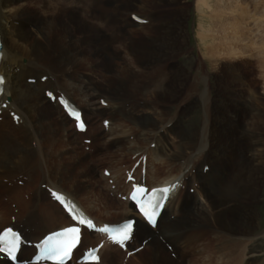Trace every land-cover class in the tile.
Returning a JSON list of instances; mask_svg holds the SVG:
<instances>
[{"label": "bare ground", "instance_id": "obj_1", "mask_svg": "<svg viewBox=\"0 0 264 264\" xmlns=\"http://www.w3.org/2000/svg\"><path fill=\"white\" fill-rule=\"evenodd\" d=\"M229 1L233 0H194L192 4L188 0H164L163 11H157L152 0H0V73L4 75L0 105L8 100L0 113V179L10 182L18 173L26 172L31 177L37 172L40 179L50 182L47 186L54 185V189L81 204L75 194L78 182L72 180L65 190L56 187L55 182L62 183L66 175L64 167L55 166L53 156L77 144L78 136L91 133L88 119L94 123L96 119L106 121L105 126L101 123L94 127L99 142L96 150L102 156L116 153V163L130 156L127 163L132 165L113 166L114 174L108 177L113 183L104 181L103 188L114 196L125 194L130 186L125 182L126 170L143 156L147 185L178 183L153 228L137 216L126 200L118 201L120 221H104L119 223L129 218V212L135 213L132 238L126 244L132 257L141 261V256L142 264L247 263L244 256L255 251V241L259 239L255 237L259 226L256 204L264 185V142L259 134L246 130L242 118L245 101L239 88L232 82L227 84L224 74L204 70L200 58L192 59V48L185 47L187 9L193 5L199 18L197 36L203 44L213 45L219 38L235 42L245 38V47L236 49V53L244 55V48L251 44L249 39L245 41L248 37L243 32L245 13L239 9L236 14ZM162 12L165 18L160 19ZM169 24L177 28L176 34L183 41L181 51H176L175 41L168 43V37L165 40L169 31L161 29ZM133 25L137 27L130 28ZM228 46L231 53L235 51L233 43ZM206 53L213 56L216 51L207 46ZM175 54L187 61L169 62L168 58ZM233 72L242 78L241 71ZM210 75L215 77L214 91L207 84ZM29 78L34 82H28ZM46 90L60 91L56 95H66L82 110L87 124L84 132L75 130L74 122L57 101L45 96ZM101 97L105 106L100 104ZM198 103L203 115L197 123H191L188 112ZM13 114L17 115L16 121ZM71 123L70 135L58 134ZM130 134L134 135L132 140ZM168 134L172 139L167 138ZM151 143H155L153 148ZM170 164H174L172 168ZM83 166L87 172L93 168L91 161ZM141 166L139 162L137 181ZM163 170L166 174L156 177ZM10 184L6 187L0 183L10 204L0 205V229L9 226L5 222L10 212V221L14 215L11 226L32 242L72 224L40 185L26 202L22 200L26 195L21 199L16 194L19 186ZM190 187L194 188L191 193ZM105 197L97 200L105 204L109 202ZM81 205L99 224H104L86 205ZM57 222L58 226L49 228ZM83 232L80 244L87 242L85 247L103 239L97 233ZM92 237L96 241L89 244ZM140 240H144L147 253H142L144 246L128 248L131 242ZM165 243L171 244L173 257ZM222 243L234 248V253L230 247L226 251L229 257H220L222 248L216 246ZM111 248L114 255L110 254ZM119 250L105 241L98 263L115 264ZM33 251V247L23 246L21 255L29 258ZM0 264L10 263L0 255Z\"/></svg>", "mask_w": 264, "mask_h": 264}, {"label": "rangeland", "instance_id": "obj_2", "mask_svg": "<svg viewBox=\"0 0 264 264\" xmlns=\"http://www.w3.org/2000/svg\"><path fill=\"white\" fill-rule=\"evenodd\" d=\"M181 1H184V0H181ZM188 2L192 4L194 2V0H188ZM229 3H230V6H232L234 9L237 10L236 14L240 12L239 9H241L243 11L242 14L245 13L243 21L246 24V27L244 26L243 32H245V34H247V37H248V38H246L245 41L247 42V39H249V42L251 44H249V46L247 48H244V53H243L244 55H242L240 53L239 54L236 53V49H237V47H239V48L245 47L244 43H243L245 38H243V41L238 40L236 42L233 40L229 41V40L219 38V39H217V41L213 45L210 44V42H208L206 45L203 44L197 36V32L199 30V25H198L199 24V18H198V15L196 14V12L194 11L193 5L187 9L186 30H187V35H188V42L186 43L185 47H189V49L192 48L193 54H194L192 56V59H194V58L196 59V57H197V59L200 58L201 64H202V67L204 68V70H206V71L209 70L208 72H210V73H214V71H216L217 73L224 74L226 77V83L227 84L232 82L233 84H235V86H237L239 88V90H240L239 94L242 95V99H243L242 101H245L242 109L244 110L246 115L244 114V116H242V118H244L243 122L246 126V130L247 131H254L255 132L254 134H259L261 136L263 142H264V0H233V1H229ZM232 3H235V4H232ZM152 5H155L154 7H155V9H157V11H160V10L163 11L164 0H152ZM234 6H236V7H234ZM157 7H159V8H157ZM163 15H164L163 12H162V14L160 13L159 18L160 17L165 18V15L164 16ZM135 27H137V25L130 26V28H135ZM29 30H31V28H29ZM161 30L164 33L166 30L169 31L168 34L165 33L166 34L165 40L168 37V43L175 41L176 45H178L177 46L178 48L176 49V51L177 50L181 51L184 48L183 46H181L183 41L179 40V35L176 34L177 33L176 27H173L169 24L168 27L165 26ZM227 35H228V33L226 34V36ZM168 43L165 41V44H168ZM231 43H233V47H236V48H234L235 51L232 53L230 51L231 49L228 46V44L231 45ZM207 46L213 47L216 51V54H214L213 56H211L210 54L207 55V53H206V47ZM165 54L166 53L164 52V55ZM184 55H186V54H183V56ZM174 59H175V61L181 62V63H185L187 61V59H185L184 57H182L179 54H175V55L171 56L170 58H168V61L173 63L172 60H174ZM233 71H241V74H243L242 78L238 79L239 75H236ZM67 73H70V71H68ZM206 80H207V84L211 87V90L214 91V88L216 86L214 75H212V76L210 75L209 78H207ZM58 92H60V91H58V90L54 91L55 94ZM44 93H45V91H44ZM102 99L103 98L101 97V99H99V100H102ZM95 102H96V100H95ZM182 106L184 107V105H182ZM201 115H203V109H202L201 104L198 103V105H196V107H193L188 112V116L190 118L189 121H191V123H197L200 120ZM9 116H11V113H9ZM248 121H249V123H248ZM87 123H88V125H91V133L88 132V133H85V134L78 136L77 144H75L72 147L67 146L69 148L66 147V149L61 150L57 154H54L53 160H54L55 166L58 168L64 167L65 168V175H66L65 179L61 180L62 183L61 182L60 183L55 182V185L57 184L56 187H59V188L65 190L68 188V184L72 180H75L76 183L78 182V184H80L79 187L76 186L75 194L77 195L78 199L81 201V204L86 205L89 208L91 214L98 216L103 221V223L106 220H108V221L117 220V222H118V221H120V218H121L119 216L117 217V209L120 208V204L118 203V201L121 202L124 200H122L118 196L120 194V192L118 194H115V196H114V194L111 193V191L109 192V190L107 191L106 188L102 187V183L104 184V181L106 183H108L109 185L111 183H113V179L108 178L109 174L111 172H113L112 175L114 174V171L112 169L113 166H115V169L118 166H120L121 168H124V165H127V166L130 165L131 166L132 162L130 164L127 163V160H128V162L130 161L128 159L130 156H127V159H123L122 161H120V163H116L117 162V155H115L116 153H114V152L109 153V154H104L103 156L99 155V153H98L99 151L96 150V147L99 145L98 140H96L97 139L96 134L98 132H96V130H94V127H95V125H97L98 127L101 126V123L103 126H105L106 121L101 122L100 119H96V121L94 123L93 120L88 119ZM67 127L68 128L66 130H63L62 132H59L58 134L70 135L73 131V129H72L73 124L72 123L68 124ZM167 127H168V125H167ZM244 132L245 131L242 130L243 134H244ZM161 133H163V132H161ZM92 134H93V136H95V138L93 140L91 138ZM84 137H86V138H84ZM133 138H134V135L130 134L129 140H132ZM167 138L170 140V139H172V136L170 134H168ZM32 144H33V142H32ZM154 144L155 143H151L150 147L153 148ZM109 149H111V148H109ZM58 155H59V157L62 156L60 160H58L59 159ZM114 156H116V157H114ZM144 157L145 156H143L142 158H144ZM89 161H91V166L93 168L88 169V172H87V168H85L83 166V164L87 163ZM137 161L138 160H136L133 163L132 167H134V165L136 164ZM48 164H50V163H48ZM48 164H46V165H48ZM173 165L174 164H170L169 168H172ZM102 169H104V170L102 171ZM136 169H137V173H138L139 172L138 167H136ZM164 170L166 171V168H164ZM164 170H163V172L160 171L161 172V173L159 172L160 175L158 174L156 177L161 178L162 175L164 176V174H166V172ZM105 172H108L109 174L106 176ZM33 174H35V175L31 176V177H33V178H31L30 176H28V174L26 172L18 173V175L14 176L10 182H8V180L6 178H4V179L2 178V179H0V183L5 184L6 187H11L10 183L15 184V186H19L20 190L18 189L19 191H16V194H18L21 199L23 198V196L26 195L25 198H23L22 200L29 202L28 198L34 197V191H35L36 187H38L40 185L39 187L41 189H46V187H47L46 183H50V182H47L48 180L40 179L37 172H34ZM103 176L105 178H108V180H105ZM119 177L122 180V177H123L122 172H121V176H119ZM141 177H142V175H141ZM41 181H42V183H41ZM145 182H146V184H148L147 180ZM30 186L33 187L32 190H31ZM51 186L53 187L54 185H51ZM193 190H194L193 187H190L188 189V191L190 193L193 192ZM10 194H12V193H10ZM5 195H7V193L3 190H0V205L5 204L6 206H10L9 202L6 200ZM13 196L15 198H18L17 195H13ZM101 196H103V197L106 196L105 198L108 199L107 201H109V202H106L104 204L103 202H100L99 200H97L98 197H101ZM199 198L200 197H198V199ZM109 199L115 200V203H112ZM258 199H259V202L256 204V207H257V210L259 212V215H258L259 226H257V229L255 231V232H257L258 235L255 237H257L259 239L255 241V251L252 252L251 254L244 256V260H246V262H247L245 264H264V185L260 189ZM200 200H201V198L199 199V201ZM116 201L118 204L116 203ZM78 204L81 205L80 203H78ZM11 214H12V212H10V215ZM10 215L8 213L7 220L5 222V223L9 222V225H11V223H13V219H14V215H12V220L10 221V217H9ZM127 216H129V217L133 216L132 212H129L127 214ZM59 224H60V222L52 223V225H50L49 228L56 227ZM49 228H47V229H49ZM94 239L95 238L92 237L89 241V244L91 242H92L91 244H93L96 241ZM87 244H88L87 242L83 243V247H85ZM219 245H217L216 247H218L219 249L222 248L220 250L218 249L220 251V252H218L220 254V257H229L228 254H230V253H228L226 251H228L230 248H231L229 250L230 252H233V250H234V248L229 243H227L225 245H224V243H222ZM221 245L225 247V251H224L223 247H221ZM141 246H144V250L142 251V253H147L148 248L145 247L144 240H140L139 242L138 241L137 242H131L129 244L128 248L134 249L136 247L140 248ZM164 246H165V249H167V251L171 253V250H172L171 244L167 245L165 243ZM28 248H31V247H28ZM110 251L112 252L110 254L114 255V249L111 248ZM119 251H120L119 252L120 254L117 255V259L115 260V264H125V260H127V259H128L129 264H137L138 262H140L142 264L141 261H144L141 256H139V260H141V261H137V259H134L132 257V254H129V255L126 254L125 250H119ZM224 252H226V253H224ZM218 253H216V255H219ZM224 254H225V256H224ZM115 255H116V252H115ZM170 256L173 257V253H171ZM68 264H77V263H75L72 260ZM97 264H99V263H97ZM102 264H105V263H102Z\"/></svg>", "mask_w": 264, "mask_h": 264}, {"label": "snow or ice", "instance_id": "obj_3", "mask_svg": "<svg viewBox=\"0 0 264 264\" xmlns=\"http://www.w3.org/2000/svg\"><path fill=\"white\" fill-rule=\"evenodd\" d=\"M0 82H2V77H0ZM72 114L75 115L78 119V113H76L74 110H72ZM77 126L82 127L81 124H78ZM137 191L143 192L144 190L140 189V188L135 189L132 193L131 199L136 201V203L140 207V211L144 214V216L147 217L149 220H151L153 213L149 212V209L147 206L148 204L151 203V201L144 202V201L138 200L137 195H136ZM158 191L159 192H167L168 189L167 188L153 189V194H155ZM144 194L147 195V193H144ZM54 195H56V199L59 200L70 213L74 212L75 209L73 207H70L66 203L64 198H62L59 194H54ZM153 212H154V205H153ZM73 219H76V217L73 216ZM78 223L84 224L89 229L95 228V225L93 224V222L86 217H81L78 220ZM132 229H133V222L131 220H127L122 225H120V228H119L120 238H119V240H116L115 236H112L110 238H112L114 241H116L118 243H122L123 241L130 239ZM99 231L107 233V232H110L111 229L107 225H105L103 228L99 229ZM79 232H80V229L78 227H69V228L63 229V231L61 233H54L53 235L57 236V237L62 236L65 233H70V234H73V238H72V240H70L66 243H52L51 242L52 238L48 237L44 241L45 247L43 248V254L45 256H47V258H49V259H55V260L62 261L64 259V257L68 256L70 250L73 247H75L76 243L79 242ZM9 233H11V229H5L4 233L0 234V243L5 244L7 246L5 250L9 254H11L17 245V241L15 238V233H12V239L9 240L8 239ZM92 252H95V249L89 250V253H92ZM93 259L98 260V257H93Z\"/></svg>", "mask_w": 264, "mask_h": 264}]
</instances>
